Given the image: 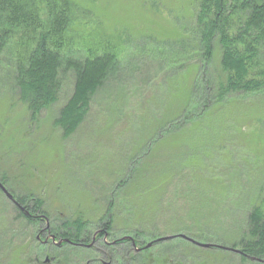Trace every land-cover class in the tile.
Wrapping results in <instances>:
<instances>
[{
    "label": "rangeland",
    "instance_id": "rangeland-1",
    "mask_svg": "<svg viewBox=\"0 0 264 264\" xmlns=\"http://www.w3.org/2000/svg\"><path fill=\"white\" fill-rule=\"evenodd\" d=\"M70 1L60 52L76 59L108 52L117 65L64 136L55 121L72 95L73 72L61 70L58 100L30 120L13 75L35 45L33 36L14 29L8 38L0 55V182L14 201L0 188V264H44L52 257L46 264H85L84 248L58 247L45 232L36 238L47 224L61 236L64 223L78 218L90 241L102 229L135 235L139 250H167L174 260L184 251L185 259L179 257L187 264H264L231 249H240L233 243L246 235L249 210L264 208V113L249 106L263 93L226 96L199 115L202 85L217 83L221 71L218 50L201 67L195 0ZM193 189H206L209 202L205 196L192 205ZM16 198L40 219H25ZM38 200L40 211L33 212ZM196 223L202 232L190 229ZM175 234L224 249L182 239L145 248Z\"/></svg>",
    "mask_w": 264,
    "mask_h": 264
},
{
    "label": "trees",
    "instance_id": "trees-1",
    "mask_svg": "<svg viewBox=\"0 0 264 264\" xmlns=\"http://www.w3.org/2000/svg\"><path fill=\"white\" fill-rule=\"evenodd\" d=\"M70 9V0H0V55L14 29L25 34L31 33L32 43L35 44L23 57L25 64L19 63L13 75L17 96L26 104L30 120L37 119L41 111L58 100L61 87L58 76L61 70L73 72L72 95L60 108L55 121L62 128L64 136L70 135L81 122V115L85 116L88 112L94 95L102 87L104 80L115 72L117 65L115 55L108 52L102 55L90 53L84 59H76L60 52L64 32L71 19ZM193 9V33L199 60L203 62L201 67L207 65L215 50H218L219 74L222 77L217 83L202 85L205 101L204 109L199 115L211 103H223L226 96L258 92L263 94L251 101L249 106L252 105L250 108L255 113L260 112L263 115L264 0H195ZM196 82L197 78L194 79V87ZM209 89L212 92L211 98ZM154 167V171H159L156 164ZM191 178L197 184L201 182L199 175ZM212 183L209 181L208 185ZM214 185L217 184L214 182L212 186ZM190 196L193 197L192 205L205 196L208 197L207 202L211 198L206 189H193ZM16 201L20 206L23 204L22 199L16 198ZM32 204L33 212L40 211L41 200L33 201ZM27 207L23 206L29 213ZM192 209L193 207L189 214L194 217L196 212ZM20 212L25 219H31L24 211ZM247 219L245 237L233 245L239 246L248 256L264 259V208L254 205L249 210ZM109 221L104 226H108ZM193 225L190 229H198L200 232L205 228L202 224ZM84 226L85 231L89 229L80 218L72 223H64L60 235L81 239Z\"/></svg>",
    "mask_w": 264,
    "mask_h": 264
},
{
    "label": "flooded vegetation",
    "instance_id": "flooded-vegetation-1",
    "mask_svg": "<svg viewBox=\"0 0 264 264\" xmlns=\"http://www.w3.org/2000/svg\"><path fill=\"white\" fill-rule=\"evenodd\" d=\"M16 206L20 210L24 211L25 215L29 216L30 218L32 219L37 218V215L25 211L22 205L20 206L19 204H17ZM41 219H44L46 222L48 220L46 217H42ZM44 232L46 233L45 237L51 239V242L53 244H55L58 241L57 242L58 247L69 245L76 248H84L85 264H187L179 257V255L183 254L182 258L185 259L184 251H178V253H176L178 255L177 260H174L172 257L166 254V253L170 254V252L169 251L167 252V250L165 252L139 250V248H142L143 246L140 247L137 246V241H136L137 237L135 235L133 236L129 234L126 235L123 234V235L110 236V234L106 233L107 231L100 229L97 230L94 233V235L91 236V241H90L88 240L87 236H84V238L82 237L81 239L58 236V234L51 232V228L47 224L42 230H39V233L37 234L36 238L40 239ZM165 236H170V237L162 240L159 239L162 237H157L151 240L150 242H152V244L150 245V248H153L161 244H163L164 246L165 245L168 246L167 242L168 240L170 241L171 239H182L183 241L186 240L188 241V243L202 248V246L198 245L196 241L189 236L187 237L193 239L194 241L189 240L188 238L186 239L180 236V234L165 235ZM42 242H47V241L44 240ZM119 247L122 248L127 247V250L123 249V251L122 250L117 251L116 248ZM213 247L217 249H224V247L218 244L211 245L208 248H213ZM237 250L238 251H235L237 254L247 259L264 263V259L256 258L254 256H248L245 253H243L241 249H237ZM138 255L142 257L140 258L141 260L137 259ZM192 259L195 261L197 260L196 257L194 256H192ZM54 260L55 257L49 259V262L48 260L47 262L46 260H44V264L50 263L51 261ZM189 264H194V263H189Z\"/></svg>",
    "mask_w": 264,
    "mask_h": 264
},
{
    "label": "water",
    "instance_id": "water-1",
    "mask_svg": "<svg viewBox=\"0 0 264 264\" xmlns=\"http://www.w3.org/2000/svg\"><path fill=\"white\" fill-rule=\"evenodd\" d=\"M0 188H1V190L5 193V195L10 199V200H12V201H14V198H13V196H12V194L10 193V192H8V190L1 184V182H0ZM180 236H182V237H184V238H188L186 235H184V234H180ZM168 237H170V236H164V237H162V238H159L160 240H162V239H167ZM189 240H192V241H194L193 239H191V238H188ZM196 243L198 244V245H200V246H203V247H210L212 244L211 243H200V242H197L196 241ZM152 244V242H148L146 245H145V248H148V247H150V245ZM225 249H229V248H225ZM233 251H238V250H235V249H233V248H231Z\"/></svg>",
    "mask_w": 264,
    "mask_h": 264
}]
</instances>
